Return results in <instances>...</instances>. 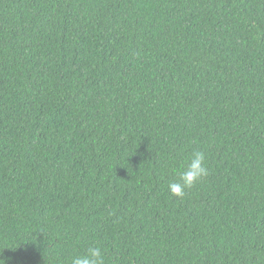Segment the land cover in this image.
Instances as JSON below:
<instances>
[{
	"label": "trees",
	"instance_id": "obj_1",
	"mask_svg": "<svg viewBox=\"0 0 264 264\" xmlns=\"http://www.w3.org/2000/svg\"><path fill=\"white\" fill-rule=\"evenodd\" d=\"M89 246L264 264V0H0V264Z\"/></svg>",
	"mask_w": 264,
	"mask_h": 264
},
{
	"label": "clouds",
	"instance_id": "obj_2",
	"mask_svg": "<svg viewBox=\"0 0 264 264\" xmlns=\"http://www.w3.org/2000/svg\"><path fill=\"white\" fill-rule=\"evenodd\" d=\"M209 174L204 151L192 152L186 167L178 170L177 178L168 184L172 196L183 197L185 191L197 185ZM70 264H105V256L100 247L89 246L82 255L71 257Z\"/></svg>",
	"mask_w": 264,
	"mask_h": 264
}]
</instances>
